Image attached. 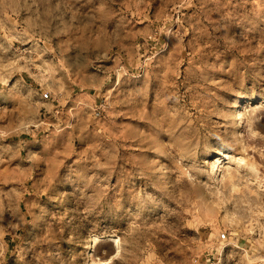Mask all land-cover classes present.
<instances>
[{
	"label": "rangeland",
	"instance_id": "374dc122",
	"mask_svg": "<svg viewBox=\"0 0 264 264\" xmlns=\"http://www.w3.org/2000/svg\"><path fill=\"white\" fill-rule=\"evenodd\" d=\"M93 262L264 264V0H0V264Z\"/></svg>",
	"mask_w": 264,
	"mask_h": 264
},
{
	"label": "bare ground",
	"instance_id": "6f19581e",
	"mask_svg": "<svg viewBox=\"0 0 264 264\" xmlns=\"http://www.w3.org/2000/svg\"><path fill=\"white\" fill-rule=\"evenodd\" d=\"M238 102H239V101H237L236 104H238ZM239 103H240V102H239ZM239 105H240V104H239ZM93 237H94V236H93ZM97 238H98V237L95 236V237L93 238V240L96 241ZM114 241L116 242L117 249H119L118 238H114ZM92 264H95V263L93 262Z\"/></svg>",
	"mask_w": 264,
	"mask_h": 264
},
{
	"label": "water",
	"instance_id": "95a60500",
	"mask_svg": "<svg viewBox=\"0 0 264 264\" xmlns=\"http://www.w3.org/2000/svg\"><path fill=\"white\" fill-rule=\"evenodd\" d=\"M112 242L114 243V246H115V251H116V250H117V245H116V243H115L114 239H112Z\"/></svg>",
	"mask_w": 264,
	"mask_h": 264
}]
</instances>
